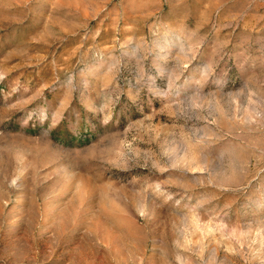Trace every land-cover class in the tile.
Here are the masks:
<instances>
[{
  "label": "rangeland",
  "instance_id": "1",
  "mask_svg": "<svg viewBox=\"0 0 264 264\" xmlns=\"http://www.w3.org/2000/svg\"><path fill=\"white\" fill-rule=\"evenodd\" d=\"M0 264H264V0H0Z\"/></svg>",
  "mask_w": 264,
  "mask_h": 264
}]
</instances>
